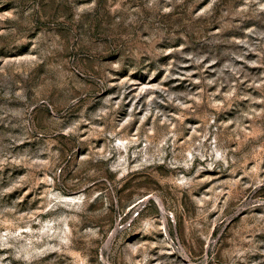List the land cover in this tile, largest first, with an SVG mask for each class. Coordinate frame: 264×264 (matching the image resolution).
<instances>
[{"label": "rangeland", "instance_id": "1", "mask_svg": "<svg viewBox=\"0 0 264 264\" xmlns=\"http://www.w3.org/2000/svg\"><path fill=\"white\" fill-rule=\"evenodd\" d=\"M0 264H264V0H0Z\"/></svg>", "mask_w": 264, "mask_h": 264}, {"label": "bare ground", "instance_id": "2", "mask_svg": "<svg viewBox=\"0 0 264 264\" xmlns=\"http://www.w3.org/2000/svg\"><path fill=\"white\" fill-rule=\"evenodd\" d=\"M157 199V198H156ZM158 200V203H159V199H157Z\"/></svg>", "mask_w": 264, "mask_h": 264}]
</instances>
